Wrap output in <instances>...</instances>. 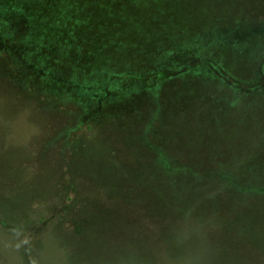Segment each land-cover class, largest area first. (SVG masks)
<instances>
[{"label":"rangeland","instance_id":"1","mask_svg":"<svg viewBox=\"0 0 264 264\" xmlns=\"http://www.w3.org/2000/svg\"><path fill=\"white\" fill-rule=\"evenodd\" d=\"M139 1L0 0V264H264V0Z\"/></svg>","mask_w":264,"mask_h":264},{"label":"trees","instance_id":"2","mask_svg":"<svg viewBox=\"0 0 264 264\" xmlns=\"http://www.w3.org/2000/svg\"><path fill=\"white\" fill-rule=\"evenodd\" d=\"M102 1L106 2L105 4H107L106 10L102 8V9H100V11L95 12V14H94V11H93L92 8H94L95 4H101ZM139 2L144 4L143 0H140ZM187 2H190V3H194L195 2L198 5H200L199 3H201L200 6L196 5L194 7V9H201L202 11L204 9V5H203L204 0H187ZM61 3H64L67 7H70L72 9H76V7L79 6L81 9L78 10V11H80L78 14H81V16H84V17L88 18V16H93L94 15V17H98V14H100L99 18H102V16H106V18H102V19H104L105 21H108L109 17H108L107 14L110 15V9L109 8L111 6H114V5H117V4H123L124 2H123V0H61ZM151 5L154 7V9L148 11V13L157 14L158 17H163L164 16V14H163L164 12L160 8L161 7V0H151ZM176 5H178L177 6L178 9H184V6L185 5L187 6V4L183 3V0H180V1L178 0V2H176ZM129 7L130 6H127V7H125V9L126 10H130ZM136 10H137V8H135V12H136ZM101 13L103 15H101ZM73 14L76 15V12L70 14V16H72ZM179 14H182V13H174V15H172L175 24H177L178 22L184 23L183 22L184 18L183 17H179L178 16ZM144 16H145V14H144ZM174 27H175V25H174ZM186 31H189V30H186ZM217 31H219V30H217ZM228 31L224 29V37L225 38L229 37V35H227ZM257 31H258V33H260L259 30H257ZM150 38H149V42H152L153 44H158V46H159V50H158L157 53H162V55H165L164 53L167 52L165 45H168V43L166 42L167 38L166 37L163 38V34H162V38L163 39H160L158 36L150 37ZM232 41L233 40H231V42ZM152 43H151V45H152ZM117 66H118L119 69L126 67V66H122V65H116V67ZM181 69H183V68L181 67ZM122 73H124V72H122ZM157 73H159V75H161V76L163 75L162 71H159ZM169 166L170 167H168V165H166L165 169L166 170L175 169V170H174V172L170 171L171 173L168 172V174H170V179H165L164 182H163L164 189L166 190V196H165L166 199H169L170 197L176 198L177 196H179L178 199H184L185 198V203L187 205L186 207H188L189 209H192V207L195 205V202H196L194 200L195 193L193 192L192 187H191V183H190L193 180H195L194 179L195 175L193 174L194 172L191 171L190 168L178 167V165H169ZM228 166L229 165H227V167ZM180 168H183V169L181 170ZM224 171H226V170H224ZM179 175H181V176H179ZM245 179H249V178H245ZM252 182H254V179L252 180ZM250 183H251L250 181H248V182L247 181L240 182L239 178H236V176L232 172V170H227V172H224V185H223L224 191L226 193V198L232 199L233 205L236 204L237 201L239 203L242 202V200H241L242 199V195L240 194L239 190L242 189L243 190L242 192L245 193L244 190L245 191L247 190L246 187H248L250 185ZM242 186H244V189H243ZM230 190L233 191V194L231 193ZM184 227L185 226H183V227L181 226L180 227V229H183V231H179L180 234H178V236H175L173 234V232L170 230V228H166L165 241L167 242L168 241L167 239H169V237H172V238L173 237L174 238L177 237V239L180 238L178 240H180L181 243L183 241H190L191 239H193L194 242H196V245H198V243H197L198 241H197L196 238L201 239L203 237H201V235H199V237H196L197 234L190 233L189 231L185 230ZM206 237L209 238L210 236L208 235ZM185 239H187V240H185ZM173 243H176V241L173 242Z\"/></svg>","mask_w":264,"mask_h":264}]
</instances>
